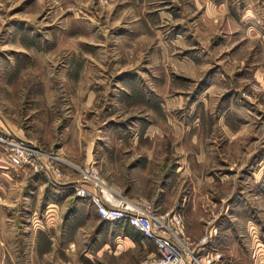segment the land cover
Returning a JSON list of instances; mask_svg holds the SVG:
<instances>
[{
  "label": "rangeland",
  "instance_id": "1",
  "mask_svg": "<svg viewBox=\"0 0 264 264\" xmlns=\"http://www.w3.org/2000/svg\"><path fill=\"white\" fill-rule=\"evenodd\" d=\"M90 165L214 264H264V0H0V264H152L74 195Z\"/></svg>",
  "mask_w": 264,
  "mask_h": 264
},
{
  "label": "built area",
  "instance_id": "2",
  "mask_svg": "<svg viewBox=\"0 0 264 264\" xmlns=\"http://www.w3.org/2000/svg\"><path fill=\"white\" fill-rule=\"evenodd\" d=\"M5 142L9 146L8 159L11 164L38 166L51 181L59 183L60 173L51 164L52 155L42 153L38 146L19 137ZM70 182L74 195L88 198L102 219L122 220L143 237L152 240L157 251L152 264H214L220 257L216 250L200 253L209 235L202 238L201 244L191 247L192 244L181 235L182 223L176 213L159 215L147 202L117 199L102 182L96 166L90 165L81 170L78 178Z\"/></svg>",
  "mask_w": 264,
  "mask_h": 264
}]
</instances>
